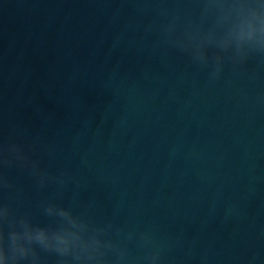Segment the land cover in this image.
Here are the masks:
<instances>
[{"label":"water","instance_id":"1","mask_svg":"<svg viewBox=\"0 0 264 264\" xmlns=\"http://www.w3.org/2000/svg\"><path fill=\"white\" fill-rule=\"evenodd\" d=\"M178 7L195 11L191 0H0V135L39 136L41 166L80 181L77 210L151 231L165 264H264V60L210 81L149 28ZM4 171L16 211L48 223L38 204L55 189Z\"/></svg>","mask_w":264,"mask_h":264},{"label":"clouds","instance_id":"2","mask_svg":"<svg viewBox=\"0 0 264 264\" xmlns=\"http://www.w3.org/2000/svg\"><path fill=\"white\" fill-rule=\"evenodd\" d=\"M191 2L194 12L161 9L162 19L149 25L158 33L159 47L186 56L207 70L210 81L219 80L228 66L241 70L249 61L264 60V0ZM39 142V136L29 145L0 135V264H45L50 257L55 264H165L167 249L151 231L129 230L113 219L98 223L86 209L77 210L80 181L67 171L57 174L42 167L33 157ZM5 169L27 172L37 189H55V197L38 204L48 223L36 222L30 211H16L11 203L16 186ZM70 188L69 203L57 202ZM130 244L144 255L133 258Z\"/></svg>","mask_w":264,"mask_h":264}]
</instances>
